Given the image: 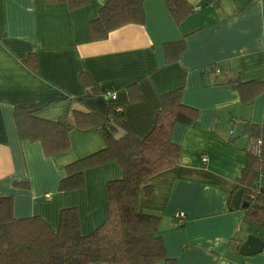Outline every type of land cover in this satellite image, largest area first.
<instances>
[{"label": "crops", "instance_id": "crops-1", "mask_svg": "<svg viewBox=\"0 0 264 264\" xmlns=\"http://www.w3.org/2000/svg\"><path fill=\"white\" fill-rule=\"evenodd\" d=\"M107 1L72 11L45 0H0V197L14 199L15 218L40 217L55 231L61 212L75 208L82 234L94 232L108 217L109 184L122 178L121 166L113 162L87 171L79 191L61 192L59 185L68 165L106 148L102 135L95 128L74 130L70 149L47 157L40 142L20 140L15 108H36L38 118L59 121L74 109L107 115L116 105L124 110L127 131L144 138L155 125L162 95L182 89L183 104L197 110L198 119L176 126L180 164L146 182L151 193H142V209L161 218L159 235L177 264H264V249L241 254L248 235L264 242V230L243 228V208L232 203L248 161L246 125H262L264 94L248 107L232 85L218 83L264 82V0H186L196 10L179 24L167 0H146L144 24L93 41L90 22ZM176 42L185 51L168 64L165 45ZM30 55L37 58L36 73L25 63ZM210 66L220 73L209 72ZM81 73L97 83L98 96L85 97ZM134 83L141 101L129 103L126 89ZM260 188L264 192V179ZM182 213L186 221L179 227Z\"/></svg>", "mask_w": 264, "mask_h": 264}, {"label": "trees", "instance_id": "trees-1", "mask_svg": "<svg viewBox=\"0 0 264 264\" xmlns=\"http://www.w3.org/2000/svg\"><path fill=\"white\" fill-rule=\"evenodd\" d=\"M146 0H108L98 17L90 22L93 41L107 39L110 34L129 24H144ZM47 4H66L72 11L92 3V0H45ZM166 5L179 24L196 9L186 0H167ZM185 51L183 42L165 45L166 61H179ZM33 73L38 61L30 55L25 61ZM209 72L219 74L216 66ZM219 76L217 75V78ZM80 79L86 89L85 97L100 94L97 83L87 73ZM239 93L241 103L254 105L264 94L263 81L244 82L240 79L222 80ZM129 103L141 101L138 84L127 89ZM183 90L177 89L161 97L152 131L144 138L130 134L123 126L124 110L111 105L107 115L89 109H74L59 121L38 118L36 108L16 107L14 120L20 140L40 142L47 157L67 152L70 133L74 130L97 129L106 142V148L66 167V177L60 182L61 192H74L84 188L85 173L108 163H118L123 171L120 180L109 184L108 217L94 232L83 235L77 209L61 212L58 230H53L40 217L17 219L14 216V199L0 197V264H177L166 254L165 244L159 235L161 218L142 209V193L151 191L146 182L154 175L180 164L181 147L174 143L173 133L178 124L193 125L198 111L183 104ZM247 142L261 140L258 154L248 151L246 168L237 180L234 193L243 190V228L253 226L264 230V192L260 188L264 179V121L262 125H246ZM29 188L28 184L16 183ZM255 187L257 189H255ZM230 208L232 209L231 203Z\"/></svg>", "mask_w": 264, "mask_h": 264}, {"label": "water", "instance_id": "water-1", "mask_svg": "<svg viewBox=\"0 0 264 264\" xmlns=\"http://www.w3.org/2000/svg\"><path fill=\"white\" fill-rule=\"evenodd\" d=\"M243 190L240 189L233 196V207L235 209H240L245 207V204L242 203ZM264 249V242L258 237L253 235H248L246 241L241 247V254L249 256L253 254H258Z\"/></svg>", "mask_w": 264, "mask_h": 264}, {"label": "built area", "instance_id": "built-area-1", "mask_svg": "<svg viewBox=\"0 0 264 264\" xmlns=\"http://www.w3.org/2000/svg\"><path fill=\"white\" fill-rule=\"evenodd\" d=\"M108 97H109L111 100H113V101L116 100V95H115L113 92H110V93L108 94ZM235 123H236V120H233V121H232V124L235 125ZM234 133H235V129L232 128V130H231V134L234 135ZM261 144H262L261 140H257V141L250 140V141L248 142V151L250 150V151H252L253 153L258 154V153L260 152ZM207 161H208L207 157H203V162L206 163ZM185 221H186V216H185V214H183V213H182V214H179V216H178V218H177V225H178L179 227L184 226Z\"/></svg>", "mask_w": 264, "mask_h": 264}, {"label": "rangeland", "instance_id": "rangeland-1", "mask_svg": "<svg viewBox=\"0 0 264 264\" xmlns=\"http://www.w3.org/2000/svg\"><path fill=\"white\" fill-rule=\"evenodd\" d=\"M110 99V98H109Z\"/></svg>", "mask_w": 264, "mask_h": 264}]
</instances>
